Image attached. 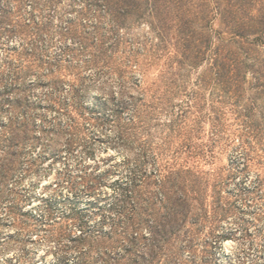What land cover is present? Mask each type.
Listing matches in <instances>:
<instances>
[{
    "label": "rangeland",
    "instance_id": "rangeland-1",
    "mask_svg": "<svg viewBox=\"0 0 264 264\" xmlns=\"http://www.w3.org/2000/svg\"><path fill=\"white\" fill-rule=\"evenodd\" d=\"M85 4L0 0V132L17 142L0 144V264L54 263L55 238L71 222L62 217L98 193H111L118 174L97 193L88 188L96 174L126 156L131 162L125 170L154 172L140 188V211L149 208L159 218L166 198L178 195L192 207L183 230L189 235L154 264H264V181L258 184L264 180V93L249 83L264 45L251 51V71L236 101L215 86L209 70L215 31L207 29L209 45L197 59L175 28L162 42L149 19L130 16L113 24L99 12L91 15ZM32 9L40 28L26 26ZM70 19L71 30L61 31ZM211 27L220 28L218 18ZM64 46L70 48L63 54ZM95 55L96 62L85 61ZM69 84L86 87L85 111L62 109ZM252 98L259 109L246 117L242 107ZM117 108L121 122L108 120ZM129 114L137 120L128 126L131 139H119L115 132ZM251 118L260 121L259 137L248 134ZM172 170L161 187L159 180ZM139 230L147 232V225ZM68 255L72 260L75 252Z\"/></svg>",
    "mask_w": 264,
    "mask_h": 264
},
{
    "label": "trees",
    "instance_id": "trees-1",
    "mask_svg": "<svg viewBox=\"0 0 264 264\" xmlns=\"http://www.w3.org/2000/svg\"><path fill=\"white\" fill-rule=\"evenodd\" d=\"M85 2L87 12L89 11L91 15L96 12L106 15L113 24L123 25V21L130 16L149 19L150 25L161 33L162 42L166 41L164 32H169L173 28L180 33H185L184 40L189 42L186 48L191 49L193 46L195 48L194 57L197 59L204 54L203 47L207 48L209 45L207 29L210 28V32L215 31L218 44L213 50L212 67L209 70L214 76L215 86L224 95H230V98L234 97L236 101L241 92L245 90L247 72L251 71L247 62L251 51H258L260 46L264 45V0H85ZM28 13L31 16L24 17L26 26L40 28L42 22L35 15V11L32 9ZM216 18L220 26L218 29L211 27V23ZM71 22H73L72 19L64 25L61 24L59 29L69 32ZM68 46L61 48L63 54L70 48ZM97 59L95 55V59L85 61L96 62ZM255 60L261 65L259 70H253V81L249 83L264 93V59H259L257 56ZM199 80L201 83H207L206 77H200ZM65 88H68L67 92L70 96L64 98L62 109L67 112L73 110L80 112L89 108L88 101L82 98L87 94L86 90L83 92L86 87L82 85L80 88L75 84H69ZM58 90L59 88H55V92ZM81 92L83 93L80 95ZM80 96L82 100H79ZM135 105L134 110L138 111L137 104ZM242 108L244 115L251 117L259 106L255 98H252ZM259 114L264 121V104ZM219 116L217 114L215 121H220ZM119 118L121 119V110L117 108L113 114H108L107 119L121 122ZM134 120L135 116L129 114L125 121L126 124H120L122 128L115 132L116 137L131 139L128 135L132 133L128 126L136 124L137 120ZM69 125L67 123L66 126ZM247 127L251 130L249 135L260 136V121L251 118V124ZM8 140L11 145H17V142L10 139L6 133L0 132V144ZM7 151L4 150V152ZM9 154H15V152L12 153V150H9ZM113 157L115 156L109 157L108 161L115 160ZM130 162L129 156H126L122 160L110 163L109 168L96 174L93 183L88 188L90 193H97L96 191L105 185L103 183L107 177L118 174L119 177L114 180L113 184H110L111 193L106 195L98 193L97 198L88 200L85 207H77L76 210L73 209L72 212L62 217L63 219L70 218L71 222L63 232L57 234L55 248L58 256L55 262L50 264H90V257L95 264H122L123 261H128L126 264H139L141 262L138 258L154 264L156 260L161 259H158L159 257L165 255L167 247L174 245V241L180 239L181 235H189L183 230L187 225L192 207L181 195L173 200L166 198L168 203L164 205V213L160 214L159 218H154L149 208L140 211L137 201L140 188L154 172H147L138 167L125 170L126 167H130ZM158 171L160 173V169L156 170ZM173 171H168L163 175V179L159 180L161 187H166L165 184L171 178ZM263 181V179L259 180L258 184ZM143 214L151 215V218L142 219ZM47 221L50 220H46V223ZM143 224L147 225V232L141 233L139 228ZM197 230L200 229L195 231ZM139 243L142 245L140 249ZM71 251L75 252V255L72 260H69L65 256H69Z\"/></svg>",
    "mask_w": 264,
    "mask_h": 264
}]
</instances>
